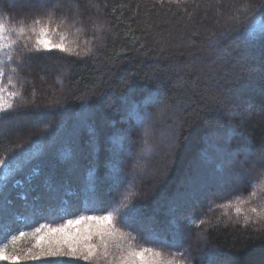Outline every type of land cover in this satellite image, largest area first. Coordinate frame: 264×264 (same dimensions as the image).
<instances>
[{"label":"trees","instance_id":"trees-1","mask_svg":"<svg viewBox=\"0 0 264 264\" xmlns=\"http://www.w3.org/2000/svg\"><path fill=\"white\" fill-rule=\"evenodd\" d=\"M14 1L0 0V18L7 16L10 25L21 19L29 24L52 7ZM55 2L53 27L65 17L67 23L54 38L65 33L66 42L81 49L89 42L95 54L26 53L13 75L8 91L21 95L11 99L12 109L0 113V159L8 165L0 168V247L7 244L11 252L13 235L40 224L55 227L111 211L116 226L136 236L138 246L184 264H209L207 252L215 253V264H264V223L245 225L234 207H218L236 197L248 199L253 191L251 206L264 204V192L251 183H258L264 160L246 163L244 155L264 157V37L246 32L254 20L264 22V0ZM94 25L101 26L99 32ZM140 105L156 120L149 138L155 151L144 160L138 153L146 125L133 112ZM228 128L236 130L231 138L232 149L239 150L236 160L222 154L213 161L217 153L211 144L220 137L210 133ZM171 129L179 146L162 152ZM116 134L130 136L131 142L124 139V151L116 148L118 156L112 158ZM158 152L166 156L160 167L166 173L149 181L148 168ZM138 160L143 169L132 176ZM240 165L254 175L242 174L240 187L218 196L221 189L200 184L195 172L208 166L214 180H229L225 174ZM133 207L128 226L123 217ZM136 228L151 233L154 242ZM33 243L25 236L15 249L22 252ZM180 252L184 255H176ZM22 264L88 262L63 257Z\"/></svg>","mask_w":264,"mask_h":264},{"label":"snow or ice","instance_id":"snow-or-ice-1","mask_svg":"<svg viewBox=\"0 0 264 264\" xmlns=\"http://www.w3.org/2000/svg\"><path fill=\"white\" fill-rule=\"evenodd\" d=\"M40 3L51 4L52 7L45 11L44 15L36 16L31 23L25 24L24 20L18 21L16 24H9L7 16L0 18V113L7 112L14 107L11 102L12 98L19 97V91L9 92L8 87L13 86V75L23 67V55L31 53H49L59 51L75 56H91L95 54V48L91 43L86 42V46L82 49L79 45L70 46L66 42V34L60 32L59 40L54 37L58 33V29L67 23V18L60 19L59 23L53 27L54 15L59 5L55 0H39ZM264 9V5H261ZM77 21H73L76 23ZM96 31L101 29L100 25H94ZM248 34H258L264 37V22L254 20L246 29ZM13 36L15 38H13ZM97 39H102L98 36ZM79 49V50H78ZM31 59V57H29ZM15 64V66H13ZM7 76V84L4 78ZM7 94V95H5ZM133 112L136 113V119L145 124L144 139L142 141L141 156H150L155 151V146L150 143V137L153 135V128L156 120L151 119L148 115V108L140 105L134 106ZM163 114V110L161 111ZM131 114L129 119H131ZM210 135L220 137V140L211 144L217 152L223 154L224 158L235 160L239 150H233L231 147V138L236 135L234 128H228L221 134L220 130H213ZM114 148L112 158L118 156L116 148L123 147L122 141L130 136L121 137L119 134L112 138ZM179 146V136L174 129L170 130V147ZM207 156V152L204 153ZM264 160V157L261 158ZM138 167L143 169V165L138 161ZM8 167L5 159H0V168ZM254 187L264 192V172L260 173L259 181L251 182ZM129 195H134L130 193ZM257 196V192L253 191L248 199L236 197L235 200L228 203L218 205L225 209L234 207L235 213L243 215L244 224L264 223V204L259 207L251 206L250 202ZM128 200V197H125ZM249 204V208L245 210L243 205ZM125 209L129 208V203L122 205ZM136 209L133 207L129 213L123 217L124 223L132 226L134 217L130 213H134ZM116 213L108 212L106 215H80L76 219H68L66 223L52 226L51 223L40 224L32 232L28 233L20 231L19 235L11 237L13 250L9 252L8 245L0 247V262L8 261L10 264H22L25 261H55L60 258L70 257L76 260H83L88 264H184L183 260L165 257L161 251L152 247L138 246L135 241L136 236L131 232L123 231L115 224ZM199 223H204L201 220ZM137 232L142 233L146 241L154 242L151 233H145L143 229L136 228ZM30 236L34 243L31 247L18 252L15 249L16 241ZM176 255L183 256L180 252ZM209 264H215V253L207 252Z\"/></svg>","mask_w":264,"mask_h":264},{"label":"rangeland","instance_id":"rangeland-1","mask_svg":"<svg viewBox=\"0 0 264 264\" xmlns=\"http://www.w3.org/2000/svg\"><path fill=\"white\" fill-rule=\"evenodd\" d=\"M39 1V0H38ZM61 1H64V2H66V4H68V2H67V0H61ZM28 3H31V0H15L14 2H13V5H17V4H23V5H27ZM73 5L72 4H70V6L69 7H72ZM72 11L75 13V16L76 15H78L79 14V12H78V10H74L73 8H72ZM178 113H179V111H178ZM176 121V120H175ZM44 121H41L40 122V124H39V127H42V123H43ZM176 124H177V126H181V124L179 123L178 124V121H176ZM178 131V130H177ZM175 132H176V130H175ZM177 133V132H176ZM178 134V133H177ZM163 141H164V139H163ZM162 143V145L164 146L163 147V150H162V152L164 151H170V148H172V147H170V134H169V138L165 141V142H161ZM160 143V144H161ZM174 148V147H173ZM121 151H124V149H122ZM141 152V151H140ZM140 152L138 153V157H139V159L140 160H144L145 158H146V156H141L140 155ZM162 152H158L157 154H156V160L155 161H153L152 162V164L149 166V168H148V174L146 175V179L147 180H155L156 179V177H158V175H160V177H162L163 178V176L165 175V173H166V171H165V169H163V170H161V164L163 163L162 161H163V159H164V157H166L164 154H162ZM244 152V151H243ZM216 155H215V157L213 158V161H216L217 159H221V157H222V153H218L217 151H216ZM263 153H264V151H263ZM244 155H246V158H245V162L246 163H249V162H251L250 161V158H252L255 162H257V163H259V162H261V161H263L261 158H262V156H260V157H256L255 156V154H254V152H250V151H245L244 152ZM167 157H169V155L167 156ZM140 160H138L139 162H140ZM235 160H236V158H235ZM235 160H233V161H235ZM138 161L135 163V165H134V167H133V171H132V173H131V175L132 176H135L136 175V173H138V172H140V167H138L137 165H138ZM209 163V162H208ZM167 166V165H166ZM206 166V165H205ZM204 166V167H205ZM159 168V170H157ZM206 168V167H205ZM210 167H208L207 166V168L205 169V170H200V168H199V170H196L195 171V169H194V171L196 172V175H198V179L201 181V183L200 184H202V183H206L207 184V182L209 183V185L210 186H212V185H214V186H217V187H219L220 189H221V191L219 192V193H216V196H218V195H220L221 193H223L224 191H226V192H229L230 190H232L234 187H240L241 185H242V174H244V173H248V174H251V176H253L254 175V173H253V171H249V172H247L248 170H246L242 165H240L239 166V168L237 167V170H234V169H229L228 170V173L227 174H225V176H227V177H229V178H231V179H229V180H221V179H219L218 177H217V180H214V178L216 179V177H214L213 176V174L210 172V169H209ZM147 170V169H146ZM145 172V171H144ZM144 172H142L141 171V174H144ZM221 175V174H220ZM222 176V175H221ZM145 179V178H144ZM152 182H154V181H152ZM196 183H198V180L196 181ZM153 186L154 187H157L158 185L156 184V183H154L153 184ZM197 194L195 193V192H193V193H190L189 195H188V197L191 199V200H193V198H195V196H196ZM200 195V194H199ZM198 195V196H199ZM188 197H187V200H188ZM205 203H206V205L208 204V203H210V200H207V199H205ZM172 229H174V230H176L175 229V227H171ZM229 264V263H228ZM230 264H232V262L230 261Z\"/></svg>","mask_w":264,"mask_h":264}]
</instances>
